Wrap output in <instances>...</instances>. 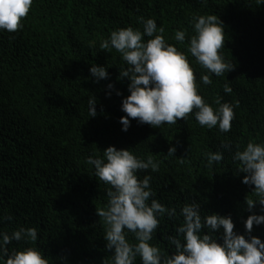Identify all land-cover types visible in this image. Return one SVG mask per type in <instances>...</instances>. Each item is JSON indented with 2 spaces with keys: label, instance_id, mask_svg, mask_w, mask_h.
<instances>
[{
  "label": "trees",
  "instance_id": "1",
  "mask_svg": "<svg viewBox=\"0 0 264 264\" xmlns=\"http://www.w3.org/2000/svg\"><path fill=\"white\" fill-rule=\"evenodd\" d=\"M217 15L224 25L220 51L235 64L224 77L212 75L204 85L206 70L188 54L198 94L213 108L216 98L234 105L228 133L201 127L189 114L177 124L154 128L131 119L122 131L126 114L121 100L128 79H119L126 67L114 49L100 48L113 30L140 28L139 17L155 19L164 27L166 41L186 52L174 40L176 30L193 33L192 18ZM16 32L0 31V231L35 227V244L50 264H104L106 249L102 218L96 209L106 202V185L86 164L109 146L129 149L146 159L151 153L161 162L151 175L157 199L169 207L198 201L203 214L231 216L234 232L243 234L249 215L246 199L256 197L254 186L242 183L232 155L249 141L264 143V4L256 0H33ZM145 39H148L147 37ZM107 68L109 77L95 82L92 65ZM230 83L232 92L223 91ZM113 85L112 89L107 86ZM121 93L120 96L116 92ZM96 100L97 115L88 116V99ZM231 142V149L221 143ZM176 149L169 156V148ZM220 151L224 160L207 166L205 154ZM179 158H183V163ZM180 220L163 218L153 243L167 250L168 235H175ZM252 236L264 242V224L253 225ZM132 239L131 235L128 237ZM219 242V241H218ZM13 241L9 248L27 247ZM171 254V253H169ZM136 264H140L139 258Z\"/></svg>",
  "mask_w": 264,
  "mask_h": 264
},
{
  "label": "clouds",
  "instance_id": "2",
  "mask_svg": "<svg viewBox=\"0 0 264 264\" xmlns=\"http://www.w3.org/2000/svg\"><path fill=\"white\" fill-rule=\"evenodd\" d=\"M206 3V0H202ZM33 0H0V31L16 32L22 28V19L28 14ZM258 5L264 0H256ZM140 28H119L103 39L100 48L114 49L119 53L126 67L119 70V79L127 78L130 95L121 100L119 120L122 131L130 127L131 119L139 124L160 128L164 124L174 125L177 120H186L194 114L201 127L211 130L218 128L228 133L234 119V105L222 102L218 97L213 108L198 94L194 69L190 66L188 54L206 70L200 77L204 85L213 83L212 75L224 77L233 71L235 64L226 61L221 49L224 48L225 30L217 15H198L192 18L193 33L176 30L174 40L181 45L186 42V52L166 41L164 27H157L155 19L139 17ZM148 39H145V38ZM95 82L107 79L109 73L104 66L92 65L89 69ZM113 88L112 84L107 86ZM223 91L231 93L230 83ZM120 96L119 91L116 92ZM88 116L96 117V100L88 99ZM230 141L221 143V148L230 150ZM232 155L236 171L244 173L242 183L254 186L255 199H246L247 210L252 212L259 204L264 213V143L249 141ZM176 149L169 148V156ZM207 166L224 160L222 152L205 154ZM183 163V158H179ZM86 164L93 166L94 176L106 187V204L96 209L102 218L106 249L111 259L104 264H264V242L252 236L253 225L264 224V214L249 215L244 222V233L234 232L232 217L218 214H201L198 201L179 207L162 204L151 187V175L140 179L141 171L159 172L160 163L149 154L146 159L135 155L129 149L117 150L107 147L100 156H88ZM180 220L175 235L165 237L167 250L153 243L161 221ZM11 222L13 217H0ZM35 227H18L11 232L0 231V264H50L49 259L35 247L38 240ZM131 235L132 239L128 237ZM23 241L27 247L9 248L12 242ZM219 241V242H218ZM171 253V254H169Z\"/></svg>",
  "mask_w": 264,
  "mask_h": 264
}]
</instances>
